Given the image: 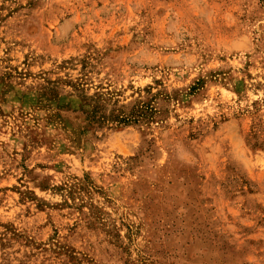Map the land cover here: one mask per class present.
I'll return each instance as SVG.
<instances>
[{
    "label": "rangeland",
    "instance_id": "1",
    "mask_svg": "<svg viewBox=\"0 0 264 264\" xmlns=\"http://www.w3.org/2000/svg\"><path fill=\"white\" fill-rule=\"evenodd\" d=\"M0 264H264V0H0Z\"/></svg>",
    "mask_w": 264,
    "mask_h": 264
},
{
    "label": "trees",
    "instance_id": "2",
    "mask_svg": "<svg viewBox=\"0 0 264 264\" xmlns=\"http://www.w3.org/2000/svg\"><path fill=\"white\" fill-rule=\"evenodd\" d=\"M151 114H152V109L147 105L144 108L131 110L124 117L121 118L115 117L114 119L119 123L127 124V123L137 122L138 120L141 119H148L149 117H151Z\"/></svg>",
    "mask_w": 264,
    "mask_h": 264
}]
</instances>
